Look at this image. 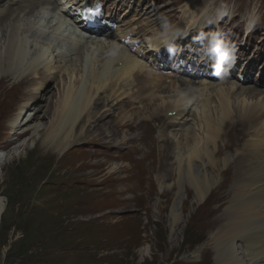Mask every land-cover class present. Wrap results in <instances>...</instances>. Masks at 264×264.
<instances>
[{
    "label": "bare ground",
    "instance_id": "obj_1",
    "mask_svg": "<svg viewBox=\"0 0 264 264\" xmlns=\"http://www.w3.org/2000/svg\"><path fill=\"white\" fill-rule=\"evenodd\" d=\"M90 1L0 0V24L6 17L9 21L8 26L0 28V38H5L0 43V130L7 131L3 139L0 137V170L20 153L18 144L24 135L29 131L39 135L42 130L43 123L36 121V110L46 99L47 78L62 74L69 79L63 104L60 106L58 102L57 106L48 108L54 109L56 117L61 114L59 125L54 121L48 140L59 153L86 134L77 135L66 124L71 127L80 119L84 107L95 96L99 98L101 93L109 91L105 96L107 101L114 96H120L118 101H121L136 85H140V91L153 89L149 94L153 111L148 117L161 120L165 114L172 128L157 132L159 139L169 145V152L161 159L165 169L154 176L157 183L154 203H171L167 220L172 244L176 245L177 234L185 222L189 226L197 224L204 240L190 252L187 261L197 262L211 254L212 264H264V90L253 84L246 87L244 79H240V75L248 77L243 72L246 68L251 75L254 67L225 59L230 71L219 76L223 73L221 68L211 66L206 59L203 68L201 63L197 67L196 63L191 65L189 75H198L197 80L177 73H152L154 70L148 62L155 54H162L160 49H163L154 38L157 31L154 29L160 24L159 18L168 19L167 15L155 16L171 12L169 8L162 9L151 0L138 10L132 21L115 19L111 23L107 21L108 26L96 13L95 4L100 5L103 0H93L91 21L88 17L78 20L75 15L69 21L61 12L70 11L68 5L74 3L81 10L79 3L89 5ZM132 1L114 0L112 15L116 17ZM194 7V3H187L185 12ZM216 12L219 17L222 15ZM21 15L25 18L20 24ZM181 16L185 19L184 14ZM67 23L72 26V32L65 35L59 29ZM190 27L185 29L189 31ZM149 31L151 35L145 37ZM143 49L155 50L146 57L141 54ZM234 71L238 73L237 79L230 76ZM76 72L80 75L77 89L72 86ZM255 73L259 79L264 76L257 70ZM164 83L167 86L161 88ZM104 105L108 106L106 112L113 111L112 105ZM11 108H16L15 115L2 121ZM127 121L130 117L125 116L122 123ZM188 121L191 124L183 129ZM59 133L61 136L56 138ZM123 137L127 142L133 138ZM61 165L71 172L70 181L86 184L80 188L83 194L77 193L68 203H98L96 193L105 187L99 190L88 187L97 181H108L107 174L98 178L97 169L90 170L100 165L84 156L74 161L63 159ZM114 169L116 166L110 171L115 172ZM66 191L55 193L54 197L72 192ZM185 204L190 205L189 216L183 213ZM139 251L142 257L152 252L149 243H143Z\"/></svg>",
    "mask_w": 264,
    "mask_h": 264
},
{
    "label": "rangeland",
    "instance_id": "obj_2",
    "mask_svg": "<svg viewBox=\"0 0 264 264\" xmlns=\"http://www.w3.org/2000/svg\"><path fill=\"white\" fill-rule=\"evenodd\" d=\"M113 1L103 0L99 5V17L104 23L122 18L132 21L140 8L151 0H133L129 7L121 8L116 17L112 15ZM152 1L171 11L155 16L167 15L168 19L159 18L160 24L154 29L157 30L154 38L160 41L158 44L164 51L148 62L150 69L154 70L152 73H177L197 80L198 75H189L193 63L196 67L201 63L203 68L208 59L211 66L221 68V76L230 71L224 64L225 59L228 62L235 60L254 67L251 75H248V68L243 71L248 77L240 75V79H244L243 85L253 84L264 90V76L259 79L255 73L257 70L264 74V0ZM187 3H194L195 7L185 12ZM70 9V12L61 11L64 17L72 21L71 16L75 15L80 20L79 10ZM83 10L88 17L85 6ZM216 10L222 12L220 17ZM183 14L185 19H182ZM20 18L21 24L25 17L21 15ZM204 21L208 23L201 31L192 27L194 23ZM8 23L7 17L4 18L0 28ZM70 26L67 23L59 31L71 34ZM186 26H191L189 31ZM146 34L148 37L151 32ZM3 38H0V43L5 40ZM164 38H167L166 43L162 41ZM168 49L172 52H167ZM151 54L143 53L146 57ZM66 76L57 74L46 79V99L36 110V121L43 123L42 130L39 135L34 136L31 131L24 135L18 144L20 153L0 170V264H6L9 248L22 239H25L28 251L16 258L14 264H212L211 254L197 259V262L186 260L204 240L199 226H189L185 222L177 234L176 245H173L167 220L171 203H154L157 199L154 176L165 169L161 159L169 152V145L159 139L157 132L160 129L167 132L172 128L167 124L169 116L165 114L161 115V120L148 117L153 111L149 99L153 89L140 91V85H136L121 101H118L120 96L107 101L105 96L109 91L101 93L99 98L95 96L84 107L80 119L71 127V124H66L71 121L65 123L67 129H72L77 135L86 134L59 153L58 148L52 149L49 145V137L54 121L59 125L61 114L56 117L54 109L48 108L57 106L58 102L60 106L63 104L64 90L69 82ZM230 76L237 79L238 73L234 71ZM79 78L77 72L72 78V86L76 89L80 84ZM165 81L170 84V81ZM166 83L161 88L167 86ZM8 84H12V80ZM104 104L112 105L113 111L106 112L108 106ZM143 105L147 108L143 109ZM13 109L5 114L2 121H7L9 115H15L17 111ZM125 116L130 117V121L123 124ZM164 119L166 123L162 124ZM188 124L191 122H186L183 129ZM5 134L7 131L1 129V139ZM60 136L61 133L55 135L56 138ZM123 136L133 138L127 142ZM82 156L100 165L90 169H97L98 178H104L106 174L109 178L106 183L97 181L88 187L91 190L105 187L104 191H98L100 194L96 193L98 203H68L77 193L83 194L84 190L80 188L86 184L75 179L70 181L71 172L67 166L61 165V161L68 158L74 161ZM115 166V172L110 171ZM66 190L73 193L54 197L55 193ZM149 194H152L150 202L147 201ZM184 207V215L189 216L190 205L185 204ZM143 243H149L152 251L145 257L139 253Z\"/></svg>",
    "mask_w": 264,
    "mask_h": 264
},
{
    "label": "trees",
    "instance_id": "obj_3",
    "mask_svg": "<svg viewBox=\"0 0 264 264\" xmlns=\"http://www.w3.org/2000/svg\"><path fill=\"white\" fill-rule=\"evenodd\" d=\"M27 251L28 246H26L25 239L15 241L7 252L6 264H14L16 262V258L25 255Z\"/></svg>",
    "mask_w": 264,
    "mask_h": 264
}]
</instances>
